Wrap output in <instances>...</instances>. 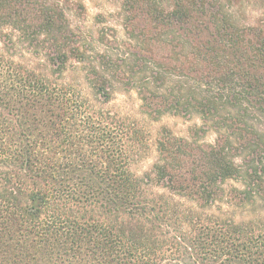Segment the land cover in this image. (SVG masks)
<instances>
[{
    "label": "trees",
    "instance_id": "1",
    "mask_svg": "<svg viewBox=\"0 0 264 264\" xmlns=\"http://www.w3.org/2000/svg\"><path fill=\"white\" fill-rule=\"evenodd\" d=\"M226 2L124 0L120 65L60 0H0V264H264V216H233L264 203V29ZM71 60L92 95L63 77ZM116 81L155 121L202 120L190 137L163 128L144 178L141 131L106 108Z\"/></svg>",
    "mask_w": 264,
    "mask_h": 264
},
{
    "label": "rangeland",
    "instance_id": "2",
    "mask_svg": "<svg viewBox=\"0 0 264 264\" xmlns=\"http://www.w3.org/2000/svg\"><path fill=\"white\" fill-rule=\"evenodd\" d=\"M65 9L73 31L82 38V44L92 51L108 52L120 65H127L132 62L128 54L126 43L128 37L124 27L125 14L123 10L124 0H60ZM227 8L240 25H253L264 29V0H227ZM100 37L106 40L101 43ZM4 49L0 38V50ZM15 59L23 62L49 77H60L51 75L47 64L34 58L27 52H17ZM127 66L120 68L125 71ZM118 71V70H117ZM116 71V72H117ZM114 77H117V74ZM84 66L71 60L68 70L64 76L66 80L80 83L87 95L92 92L84 84ZM82 80V81H81ZM106 108L123 118L134 121L144 139V144L137 151L132 163V171L139 178H144L146 173L151 172L153 165L158 159V139L163 128L170 129L179 137H190L191 129L202 125V120L197 114L184 117L180 115L167 114L159 121L153 120L142 110V102L136 90H127L120 82H115L114 98L106 105ZM214 133H208L201 139L214 142ZM230 185L240 186L236 182H229ZM162 192V189L154 188ZM257 215L264 216V203H259L254 208H239L233 211L237 221L254 219Z\"/></svg>",
    "mask_w": 264,
    "mask_h": 264
}]
</instances>
